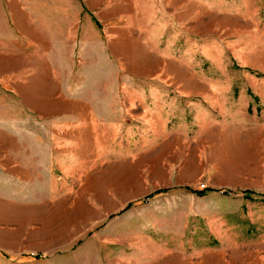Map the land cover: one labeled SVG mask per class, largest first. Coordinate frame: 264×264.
<instances>
[{
  "label": "rangeland",
  "instance_id": "obj_1",
  "mask_svg": "<svg viewBox=\"0 0 264 264\" xmlns=\"http://www.w3.org/2000/svg\"><path fill=\"white\" fill-rule=\"evenodd\" d=\"M24 3L0 0V264H264V0Z\"/></svg>",
  "mask_w": 264,
  "mask_h": 264
},
{
  "label": "trees",
  "instance_id": "obj_2",
  "mask_svg": "<svg viewBox=\"0 0 264 264\" xmlns=\"http://www.w3.org/2000/svg\"><path fill=\"white\" fill-rule=\"evenodd\" d=\"M93 19V18H92ZM185 187V189H187V190H189V191H193V192H195V193H197V194H202L204 191H206V190H208V189H213V188H211V187H206V188H201V189H192L191 187H189V186H184ZM167 188L166 187H159V188H155L153 191H151L150 193H148V195H152V194H154V193H158V192H164L165 190H166ZM245 191V196H249V195H247V193L248 192H252L250 189H245L244 190ZM131 205V201L130 202H127L126 204H124L119 210H118V212H120L121 210H123V209H125V208H127L128 206H130Z\"/></svg>",
  "mask_w": 264,
  "mask_h": 264
},
{
  "label": "crops",
  "instance_id": "obj_3",
  "mask_svg": "<svg viewBox=\"0 0 264 264\" xmlns=\"http://www.w3.org/2000/svg\"><path fill=\"white\" fill-rule=\"evenodd\" d=\"M31 1L32 0H25V3H24V6L26 7V6H28V7H30L29 6V4L31 5ZM18 4L20 3L19 1H16Z\"/></svg>",
  "mask_w": 264,
  "mask_h": 264
}]
</instances>
